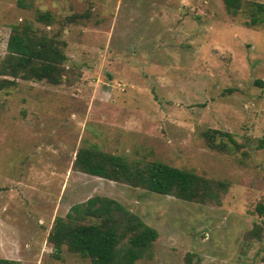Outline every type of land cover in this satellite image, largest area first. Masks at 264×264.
<instances>
[{"label": "rangeland", "instance_id": "rangeland-1", "mask_svg": "<svg viewBox=\"0 0 264 264\" xmlns=\"http://www.w3.org/2000/svg\"><path fill=\"white\" fill-rule=\"evenodd\" d=\"M261 3L241 0L233 13L224 0H0V63L25 22L58 36L67 56L62 83L17 79L0 91V258L87 264L67 246L58 254L49 233L56 216L101 195L158 230L139 264H264ZM213 129L237 145L217 135L212 148L203 133ZM87 146L229 188L200 203L90 175L73 167Z\"/></svg>", "mask_w": 264, "mask_h": 264}, {"label": "trees", "instance_id": "trees-1", "mask_svg": "<svg viewBox=\"0 0 264 264\" xmlns=\"http://www.w3.org/2000/svg\"><path fill=\"white\" fill-rule=\"evenodd\" d=\"M224 2L233 13L242 6L241 0ZM257 10L264 15V3L257 4ZM53 20L51 11L37 13L38 22L52 23ZM63 45L65 42L58 36L39 32L32 23L13 25L7 53L0 63V76H3L0 91L16 85L17 79L62 83L67 59ZM203 135L212 148L224 143V140H215L217 135L228 136L237 145L230 133L217 129L206 130ZM258 146L264 148V135ZM73 167L97 177L200 203L220 202L229 188L226 180L205 177L159 160H129L96 146L79 148ZM258 209L264 213L262 204ZM158 237V230L141 216L119 200L101 195L76 203L64 217L56 216L49 233L58 254L67 246L69 251L89 258L87 264H139L140 259L151 257ZM0 264L20 262L0 258Z\"/></svg>", "mask_w": 264, "mask_h": 264}]
</instances>
